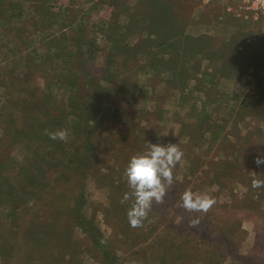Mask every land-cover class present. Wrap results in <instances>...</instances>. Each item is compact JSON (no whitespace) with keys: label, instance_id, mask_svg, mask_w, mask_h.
I'll return each instance as SVG.
<instances>
[{"label":"rangeland","instance_id":"rangeland-1","mask_svg":"<svg viewBox=\"0 0 264 264\" xmlns=\"http://www.w3.org/2000/svg\"><path fill=\"white\" fill-rule=\"evenodd\" d=\"M240 7L0 0V264H264V14ZM147 143L183 156L132 227Z\"/></svg>","mask_w":264,"mask_h":264},{"label":"clouds","instance_id":"clouds-1","mask_svg":"<svg viewBox=\"0 0 264 264\" xmlns=\"http://www.w3.org/2000/svg\"><path fill=\"white\" fill-rule=\"evenodd\" d=\"M51 139H65L66 132L58 130L48 133ZM144 153L132 156L124 169L127 185L131 189L130 195L125 194L124 199H132L131 207L127 210V217L132 227H139L151 209L155 200L162 202L165 187L173 185V169L181 160L183 152L176 143L167 145L147 143ZM255 165H264V154H257L253 158ZM262 181H255L253 186L260 187ZM215 200L207 194H194L190 189L180 196L179 206L186 211H207Z\"/></svg>","mask_w":264,"mask_h":264},{"label":"built area","instance_id":"built-area-1","mask_svg":"<svg viewBox=\"0 0 264 264\" xmlns=\"http://www.w3.org/2000/svg\"><path fill=\"white\" fill-rule=\"evenodd\" d=\"M202 4L209 5L217 0H200ZM241 10L251 12L255 17L264 14V0H241Z\"/></svg>","mask_w":264,"mask_h":264}]
</instances>
